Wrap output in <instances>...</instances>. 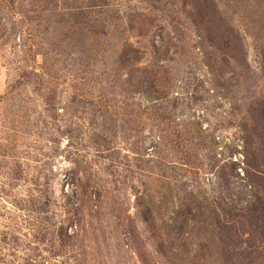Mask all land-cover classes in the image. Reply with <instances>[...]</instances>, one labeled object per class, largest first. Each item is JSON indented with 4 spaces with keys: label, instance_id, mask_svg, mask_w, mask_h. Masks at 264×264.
Masks as SVG:
<instances>
[{
    "label": "rangeland",
    "instance_id": "rangeland-1",
    "mask_svg": "<svg viewBox=\"0 0 264 264\" xmlns=\"http://www.w3.org/2000/svg\"><path fill=\"white\" fill-rule=\"evenodd\" d=\"M0 264H264V0H0Z\"/></svg>",
    "mask_w": 264,
    "mask_h": 264
}]
</instances>
